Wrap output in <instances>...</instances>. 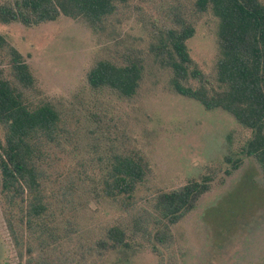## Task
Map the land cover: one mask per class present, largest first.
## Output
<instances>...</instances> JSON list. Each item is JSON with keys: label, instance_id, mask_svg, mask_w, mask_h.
Listing matches in <instances>:
<instances>
[{"label": "rangeland", "instance_id": "1", "mask_svg": "<svg viewBox=\"0 0 264 264\" xmlns=\"http://www.w3.org/2000/svg\"><path fill=\"white\" fill-rule=\"evenodd\" d=\"M189 3L126 0L116 16L95 28L64 15L33 26L0 22V35L22 55L32 74L28 97L49 99L79 131L77 136L72 132L70 143L62 149H54L47 171L50 201L59 205L57 218H70L76 228L71 234L59 226L58 233L64 236L52 247L62 252L61 264H67L64 256L70 259L75 250L83 252L81 264H264V169L242 151L250 130L228 112L206 110L196 100L176 93L169 70L154 61L158 30L171 25L175 10L184 15ZM193 21L195 32L187 40L190 56L212 76L217 19L203 13ZM98 59L142 62L135 94L124 97L91 88L86 73ZM0 70L14 81L5 50L0 51ZM116 151L137 154L149 168L132 204L124 208L120 201H96L79 187L70 203V181L78 184L79 167L97 174V163L102 165L98 157ZM203 176L210 177V190L171 225L166 241L158 239L163 236L156 235L162 225H154L150 215L146 230H135V219L142 225L143 216L153 213L150 202L157 192ZM2 206L0 194V264H27L28 257L51 256L50 246L27 252L31 244L23 227L12 225V237ZM118 223L127 228L128 247L101 251L102 255L88 251L97 237L103 238L106 226Z\"/></svg>", "mask_w": 264, "mask_h": 264}, {"label": "trees", "instance_id": "2", "mask_svg": "<svg viewBox=\"0 0 264 264\" xmlns=\"http://www.w3.org/2000/svg\"><path fill=\"white\" fill-rule=\"evenodd\" d=\"M126 0H0V22H20L33 26L56 20L64 15L81 20L90 27H101L116 16ZM185 14L174 11L171 25L158 30L154 46V61L169 70L170 83L176 93L196 100L206 110L222 109L250 130L251 136L242 151L252 156L264 169V0H190ZM124 7V5H123ZM211 13L217 19V56L212 76H207L190 56L187 40L193 36V17ZM157 34V35H158ZM8 57L13 80L0 70V194L3 214L7 216L12 237L15 227L27 232L28 253L34 247L50 246L52 255L28 257L27 264H61L62 252L52 247L64 235L63 229L76 232L68 217L57 218V207L51 203L46 183L47 171L56 155L70 143L72 132H77L63 110L47 98L31 100L27 89L33 84L32 74L22 55L7 45L0 35V51ZM143 64L127 61L120 64L109 59L93 62L86 73L88 85L107 89L124 97H131L139 87ZM26 89V90H25ZM75 138V137H74ZM74 140V139H73ZM72 140V142H73ZM105 161H104V160ZM97 174H89L79 167L75 184L70 181V203L77 195V187L91 199L107 198L120 201L123 207L132 204L134 192L148 175V166L137 154L112 152L98 157ZM234 168L238 163L232 164ZM210 177L189 179L183 185L159 191L151 198L153 213L143 216L142 225L134 220L135 230H146L152 218L154 225H162L156 235L163 242L172 224L177 223L197 205L200 197L210 190ZM10 215V219L8 216ZM61 215V213H60ZM76 222V221H75ZM126 227L122 223L108 225L103 238L97 237L88 245L89 252L107 251L119 246L128 247ZM97 246V248H96ZM100 250V251H99ZM80 254L79 257H74ZM65 259V260H64ZM67 264H81L83 252H70ZM96 264V263H93Z\"/></svg>", "mask_w": 264, "mask_h": 264}]
</instances>
